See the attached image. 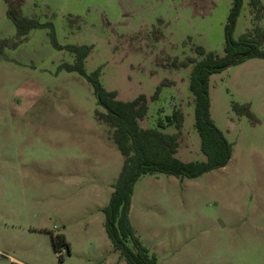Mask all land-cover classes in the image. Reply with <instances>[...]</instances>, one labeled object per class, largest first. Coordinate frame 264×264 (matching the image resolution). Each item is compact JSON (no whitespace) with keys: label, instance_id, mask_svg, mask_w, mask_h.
<instances>
[{"label":"rangeland","instance_id":"rangeland-1","mask_svg":"<svg viewBox=\"0 0 264 264\" xmlns=\"http://www.w3.org/2000/svg\"><path fill=\"white\" fill-rule=\"evenodd\" d=\"M231 1L23 0L22 13L43 25L9 44L16 26L0 0V264H127L103 211L123 155L99 118L104 107L91 82L69 67L68 45L91 44L87 72L98 69L119 98L147 95L142 126L180 107L177 154L203 158L192 63L182 61L201 57L196 45L223 53ZM256 21L263 24L264 13L255 19L243 0L233 36ZM209 92L211 116L232 143L228 162L197 177L141 176L129 218L159 264H264V57L210 74ZM57 232L68 250L53 247Z\"/></svg>","mask_w":264,"mask_h":264},{"label":"trees","instance_id":"trees-1","mask_svg":"<svg viewBox=\"0 0 264 264\" xmlns=\"http://www.w3.org/2000/svg\"><path fill=\"white\" fill-rule=\"evenodd\" d=\"M6 13L16 26V39L6 41L16 44L21 35L32 26L43 25L35 16L22 13L23 0H4ZM255 19L264 13L261 0H247ZM243 0H232L224 26L223 53L205 50L196 45L200 58L188 56L182 65L192 63L188 88L192 93L194 126L199 137V148L203 158L182 159L178 156L180 134L184 125L183 110L176 106L171 112L159 116L155 125L142 126L149 109L147 95L138 93L131 99L117 96L116 89L107 88L99 78L98 69L87 72L85 57L89 54L91 44H70L75 52L70 68L78 70L91 82L97 101L104 107L99 112L109 127L111 138L123 155V164L109 201L104 205V227L112 246L125 259L127 264H159L155 253L149 251L136 233L129 218L131 198L135 182L145 174L167 173L178 177H197L215 167L225 165L231 155L232 143L214 122L210 112V74L220 71L229 64L237 63L253 56L264 57V23L255 22L251 29L242 32L237 38L233 29ZM1 49V45H0ZM164 83L156 86L151 94L153 100ZM242 112L250 114L247 104H234ZM238 109V110H239ZM173 126V129L167 127ZM53 247L59 249L68 242L63 232L52 233Z\"/></svg>","mask_w":264,"mask_h":264}]
</instances>
